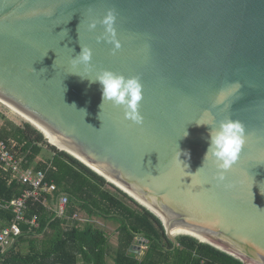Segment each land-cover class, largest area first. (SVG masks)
<instances>
[{
	"label": "water",
	"instance_id": "obj_1",
	"mask_svg": "<svg viewBox=\"0 0 264 264\" xmlns=\"http://www.w3.org/2000/svg\"><path fill=\"white\" fill-rule=\"evenodd\" d=\"M110 9L115 53L98 42ZM80 44L92 50L87 68L72 63ZM101 69L140 78L142 125L110 102L100 108L89 78ZM0 96L53 132L58 149L149 202L175 245L174 231L187 229L264 264V0H0ZM226 118L244 124L246 141L220 180L213 158L203 161L210 125Z\"/></svg>",
	"mask_w": 264,
	"mask_h": 264
},
{
	"label": "trees",
	"instance_id": "obj_2",
	"mask_svg": "<svg viewBox=\"0 0 264 264\" xmlns=\"http://www.w3.org/2000/svg\"><path fill=\"white\" fill-rule=\"evenodd\" d=\"M1 115V114H0ZM13 130L0 129V139L14 137L29 151L24 168L47 171L49 180L57 184V194L68 196L67 212L58 216L34 199L28 202L21 234L0 264H245L240 259L197 238L182 234L178 244L167 235L162 221L125 192L119 197L108 189L115 186L69 153L57 149L31 123L13 125ZM43 156L42 160L37 158ZM49 164L56 169H48ZM26 186L9 171L0 172V202L9 204L22 195ZM49 198H51L49 196ZM138 204V208L127 200ZM85 212L88 219L78 217ZM34 216L37 226L32 225ZM95 217L118 224V241L114 246L106 230L94 225ZM12 210H0V231L12 224ZM147 240L142 258L130 251L136 236Z\"/></svg>",
	"mask_w": 264,
	"mask_h": 264
},
{
	"label": "clouds",
	"instance_id": "obj_3",
	"mask_svg": "<svg viewBox=\"0 0 264 264\" xmlns=\"http://www.w3.org/2000/svg\"><path fill=\"white\" fill-rule=\"evenodd\" d=\"M115 19V11L110 9L106 12L102 19L99 20V23L104 27V32L101 37H98V42L100 39H104L106 42L111 43L113 45V53L119 50L122 46L117 37L114 26ZM96 26L97 21L95 20L89 23V29H95ZM80 47L81 51L73 57L72 63L74 65H83L87 68L91 65L92 50L91 48L82 46L81 44ZM70 73L79 75L81 78H89L88 76H81L78 72ZM89 80L90 82H99L102 87V103L100 108L105 101L110 102L112 105L122 108L124 118L126 120L136 125L143 124L144 117L140 112V104L143 99V85L138 76L125 77L123 74L116 73L110 69H101L96 73L95 78H89ZM228 87H230L233 92H237L242 88V84L239 81H234ZM224 100V91L221 89L220 92H218L214 103L219 105L222 104ZM196 124L209 125L197 122ZM210 126L208 148L204 155L203 164L205 160L211 156L220 173L219 179L223 180L224 173L229 171L239 159L240 153L246 141V128L241 121L233 120L231 118L220 120L215 126ZM199 169H197L196 172H198Z\"/></svg>",
	"mask_w": 264,
	"mask_h": 264
},
{
	"label": "built area",
	"instance_id": "obj_4",
	"mask_svg": "<svg viewBox=\"0 0 264 264\" xmlns=\"http://www.w3.org/2000/svg\"><path fill=\"white\" fill-rule=\"evenodd\" d=\"M28 150L17 139H0V172L9 171L13 178H17L26 189L22 195L15 197L9 204L0 202V210L9 209L15 214V219L10 226L0 231V259L10 250L15 239L21 234L20 222L24 220L25 210L28 208L30 199L40 202L44 206L56 212L58 216H64L67 212L68 196L57 194V184L49 180L47 171L35 170L32 167L24 168L28 162ZM56 169L49 164L48 169ZM49 196L51 198H49ZM75 217H78L76 214ZM38 217L34 216L32 225L37 226Z\"/></svg>",
	"mask_w": 264,
	"mask_h": 264
},
{
	"label": "rangeland",
	"instance_id": "obj_5",
	"mask_svg": "<svg viewBox=\"0 0 264 264\" xmlns=\"http://www.w3.org/2000/svg\"><path fill=\"white\" fill-rule=\"evenodd\" d=\"M0 113L4 116L3 118H1L0 116V129L1 128H7L9 130H13V125H16V126H23L25 123L29 122L27 120H25L24 118H22L20 115L16 114L15 112H13L10 108H8L6 105H4L3 103L0 102ZM8 114V115H7ZM10 114V115H9ZM12 114V115H11ZM34 126V125H33ZM35 127V126H34ZM14 138V137H12ZM50 145H53L52 143L48 142ZM55 146V145H54ZM56 147V146H55ZM57 148V147H56ZM58 149V148H57ZM60 150V149H59ZM44 157L43 156H40L37 158V161L38 160H42ZM113 184V183H112ZM108 189L110 191H112L114 194H116L117 196L119 197H123L122 193H120L119 190L123 191L122 189H120L118 186H108ZM119 189V190H118ZM125 192V191H123ZM126 193V192H125ZM128 194V193H126ZM129 197H131L129 194H128ZM133 198V197H132ZM125 200H127V202L129 204H132L134 207L138 208V204H140L141 206H144L142 205L141 203H139L138 201H136V199L133 198V200H135L138 204L136 203H133L132 201L128 200L127 198H124ZM145 207V206H144ZM86 213L85 212H81L79 215H78V219L81 221V222H84L86 221L87 216L85 215ZM90 222H92L94 225L102 228V229H105L106 232L110 235V234H113L114 231L117 230V227H118V224L115 223V222H110V221H107V220H103L102 218H98V217H95V218H92L90 220ZM182 235V234H181ZM177 236H180L177 235ZM176 236V237H177ZM115 240V239H113ZM114 242H117V238ZM237 258V257H236ZM251 264H255V262H251Z\"/></svg>",
	"mask_w": 264,
	"mask_h": 264
},
{
	"label": "bare ground",
	"instance_id": "obj_6",
	"mask_svg": "<svg viewBox=\"0 0 264 264\" xmlns=\"http://www.w3.org/2000/svg\"><path fill=\"white\" fill-rule=\"evenodd\" d=\"M0 102L3 103L4 105H6L8 108H10L13 112H15L16 114L20 115L22 118H24L25 120L31 122L34 126H36L42 133H44L45 136H47L49 138V142L58 146L59 148L63 149V150H67L66 146H63L64 144H62V142H60L59 138L57 136H55V134L53 132H51L48 128H46L44 125L42 124H39L38 122H36L35 120H33L32 118H30L27 114H25L22 110H20L17 106H15L14 104L6 101L5 98H3L2 96H0ZM93 167L98 170L101 174L103 172V170L101 168H98L96 166L93 165ZM111 182H113L114 184H116L117 186L121 187L122 186L118 183H116L115 181H112V179H109ZM136 197H139L138 195H136ZM144 206H147V208H150L151 210H153L154 212H157V210H155L153 208L152 205L148 204L147 202H143V201H140ZM181 235V234H188V235H193V236H196L198 237L200 240L204 241V242H210V240H207L204 236H202L201 234L199 233H196V232H192L190 230H187V229H177L174 231V235ZM235 254V256H237L238 258L240 259H243L244 261H251V262H254L253 260H249L248 258L244 257V256H241L240 253L237 254V253H233ZM255 264H257L255 262Z\"/></svg>",
	"mask_w": 264,
	"mask_h": 264
},
{
	"label": "crops",
	"instance_id": "obj_7",
	"mask_svg": "<svg viewBox=\"0 0 264 264\" xmlns=\"http://www.w3.org/2000/svg\"><path fill=\"white\" fill-rule=\"evenodd\" d=\"M1 110V109H0ZM1 114V113H0ZM8 115V114H7ZM10 115V114H9ZM12 115V114H11ZM1 116V118H3L4 116L1 114L0 115ZM15 139V138H14ZM98 218H100V217H98ZM103 220H107V221H110V222H113V221H111V220H109V219H105V218H102ZM105 230V229H104ZM110 236V239H111V243L114 245V246H116L117 245V242H114L115 240H116V238H117V241H118V232L117 231H114V233L113 234H110L109 235ZM138 236H141V235H138ZM138 236H136L135 237V239L138 237ZM113 239H115V240H113ZM135 239H134V241H133V244L135 243ZM143 240V242L142 243H140L139 244V246H140V252L139 253H135V254H137L138 255V258L140 259V258H142L143 256H144V254H145V251L147 250V240L145 239V237L142 239ZM145 242V243H144ZM132 244V245H133ZM131 251V250H130ZM132 252V251H131ZM134 253V252H133ZM111 264H114V261H112L111 260V262H110Z\"/></svg>",
	"mask_w": 264,
	"mask_h": 264
}]
</instances>
